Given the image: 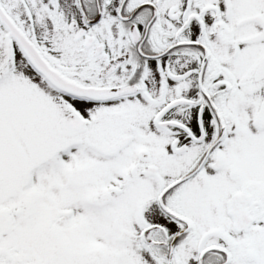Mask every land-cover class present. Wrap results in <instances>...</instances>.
Masks as SVG:
<instances>
[{
	"label": "snow or ice",
	"instance_id": "1",
	"mask_svg": "<svg viewBox=\"0 0 264 264\" xmlns=\"http://www.w3.org/2000/svg\"><path fill=\"white\" fill-rule=\"evenodd\" d=\"M0 264H264V0H0Z\"/></svg>",
	"mask_w": 264,
	"mask_h": 264
}]
</instances>
